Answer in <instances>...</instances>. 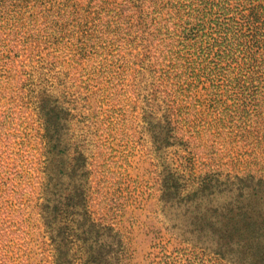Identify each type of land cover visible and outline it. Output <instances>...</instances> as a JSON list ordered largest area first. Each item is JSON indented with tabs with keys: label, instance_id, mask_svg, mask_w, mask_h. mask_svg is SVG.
I'll list each match as a JSON object with an SVG mask.
<instances>
[{
	"label": "rangeland",
	"instance_id": "1",
	"mask_svg": "<svg viewBox=\"0 0 264 264\" xmlns=\"http://www.w3.org/2000/svg\"><path fill=\"white\" fill-rule=\"evenodd\" d=\"M52 1L0 19V264H264V35L219 60L141 0Z\"/></svg>",
	"mask_w": 264,
	"mask_h": 264
},
{
	"label": "trees",
	"instance_id": "2",
	"mask_svg": "<svg viewBox=\"0 0 264 264\" xmlns=\"http://www.w3.org/2000/svg\"><path fill=\"white\" fill-rule=\"evenodd\" d=\"M141 1L139 12L147 17L154 30L166 32L164 37L170 40V46L184 45L188 42L197 43L200 36H204L203 33H211L210 36L213 35L214 42L217 43L219 60L232 61L235 58L231 52L232 47L239 48L242 45V41L239 40L241 37L237 38L238 33L247 31L252 46L256 43L258 33L264 35L261 32L264 31V0H147V4ZM53 3L52 0L49 4L45 0H0V19L5 20L7 24L11 21L13 26L30 32L39 22L38 15L43 13L44 7ZM30 7L34 10H30L29 13L27 9ZM53 18L56 19L54 15ZM54 26L55 24L51 22L49 33L55 31ZM15 34L16 32L13 31V35ZM33 35L34 41L37 38L35 33L29 34V36ZM12 49L13 46L8 51L9 58L15 57ZM263 59L262 54L248 47V53L245 57L242 56L241 61L258 65ZM168 108L172 111L167 110L164 119L161 120L168 128L174 129L177 122L171 115L172 112L178 111H173L171 106ZM147 123L151 125L152 122L148 120ZM162 264L169 263L162 262ZM219 264H225L223 256H220Z\"/></svg>",
	"mask_w": 264,
	"mask_h": 264
}]
</instances>
